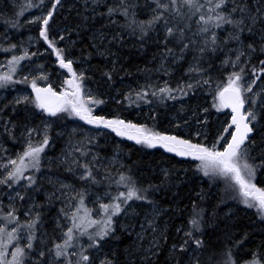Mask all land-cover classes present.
<instances>
[{
    "label": "snow or ice",
    "instance_id": "6c2138e0",
    "mask_svg": "<svg viewBox=\"0 0 264 264\" xmlns=\"http://www.w3.org/2000/svg\"><path fill=\"white\" fill-rule=\"evenodd\" d=\"M64 7L65 0L36 4L29 0L4 20L18 28L25 8H38L40 15L26 22L37 26V42L42 40L51 49L63 71L58 73L62 79L57 87L43 64L33 68L22 63L41 55L39 51L16 43L0 48L10 53L7 71L0 73V89L17 84L31 88L30 94L0 104V135L14 143L22 137L24 144L15 158L0 165V191L10 202L6 209L0 206V264H158L165 247L164 264H264V241L245 252L248 233L237 237L234 225L227 223L234 214L219 211L233 201L253 210L264 224V187L257 184L258 175L264 173V0H83L75 27L63 25L54 34L53 24ZM101 8L104 11H98ZM97 18L103 23L93 32L90 47L104 61L97 67L98 80L88 74L91 66L77 67L86 61L83 54L76 57L70 52L74 42L60 46L66 34L84 27L91 30ZM125 36L133 37L141 48L150 43L156 48L152 67L137 66L143 83L137 78L135 87L117 93L129 107L148 105L152 127L119 113L109 116L96 111L106 104L105 93L98 90H110L121 72L131 75L120 64L119 48L113 51L114 44L123 47ZM92 55L89 52L87 58ZM87 80L95 81L97 92L86 90ZM200 93L211 97L210 107L217 112L230 110L210 140L202 131L210 108L200 104L190 108L186 103V98L190 101ZM176 104L174 119L183 123L169 121L174 130L158 129L157 109ZM189 108L200 125L194 133L193 121L187 118ZM6 109L15 116L4 119ZM53 117L75 118L142 147L163 149L171 157L182 158L185 171L193 169L206 179L207 189L201 187L196 199L189 197L186 222L175 228V236L168 230V221L161 225L160 220L172 211L171 205L164 207V198L174 203L179 196L173 191L179 188L177 171L161 168L154 179L142 180L137 175L139 162L121 159L120 144L114 145L112 155H102L89 147L92 137L73 142L82 126L73 128L61 157H48L45 149L51 143L49 118ZM36 119L40 123L32 126ZM54 169L69 173L72 181L55 176ZM41 179L50 187L45 188ZM41 191L44 200L37 201L35 193ZM17 200L22 202L19 206ZM87 201L98 207L89 208ZM54 202L61 207L49 234L43 228L45 209ZM179 211L183 216L185 209Z\"/></svg>",
    "mask_w": 264,
    "mask_h": 264
},
{
    "label": "rangeland",
    "instance_id": "374dc122",
    "mask_svg": "<svg viewBox=\"0 0 264 264\" xmlns=\"http://www.w3.org/2000/svg\"><path fill=\"white\" fill-rule=\"evenodd\" d=\"M8 2H9L8 5L13 9L12 11H14V9L19 11L20 6L21 5H27L29 0H8ZM31 2L36 4V3H38V0H31ZM45 2L47 3V0H45ZM141 2H143V1H141ZM68 4H67L68 10H72V9L77 10V8L79 6L81 7L83 5V0H78V1L77 0H70ZM98 11H104V9L101 8ZM11 14H13V13H11ZM34 15H40V10L38 8H25L24 15H23L24 24L25 25H33V24L27 23L26 21L30 20ZM4 16H5L4 14H0V38H1L0 39V48H5L4 44L6 42L12 41L13 43H16L18 46H21L22 48H28L29 51H31V52L39 51L41 53V55L33 57L32 61L26 60V61H23L22 63L30 65L33 68H35V66L37 64H43L45 71H47L49 73V80L51 82H53L54 84H56V86L58 87V80L62 79V78L58 77V73L63 71V70H60L58 68V65L55 64V57H54V55H51V49H47V50L40 49L38 42L36 40V37H34L30 33H27V34L24 33L22 36L14 37L10 31L11 27H9L8 25H6L4 23V20L6 18ZM141 18H145V17L141 16ZM96 20L101 21L99 18H97ZM101 22L103 23V21H101ZM33 26L35 28H37L36 25H33ZM71 32H70V34L65 35L64 41L60 42L61 47H63L66 44H69L70 42H73L70 39ZM92 34H93V32H92ZM5 35L7 36V39L4 38ZM110 38L111 37L109 36V39ZM90 43L92 44V35H91V42ZM122 43H123V47H125V46L126 47H132L133 37L125 36ZM117 48H119V50H120L122 47L114 44L113 45V51H116ZM69 50L74 56L77 57V53L79 52V49L77 46L74 45V46L70 47ZM5 54L8 55V53H5L4 51H0V73L7 71V59L10 58V54H9V56H6ZM95 56H96V58L101 60V63L98 65H100L102 67L104 65V61L102 60V58L99 55L95 54ZM51 57H52V62L49 63V67H47V62L50 61ZM33 61H34V63H33ZM149 63L150 64H148L147 66L152 67L153 66L152 63L151 62H149ZM89 66H91V67L89 68ZM77 67L89 68L88 74L91 76V75H95L98 66L93 64V63H88V61H86L83 64H78ZM141 68H143V67H141ZM133 72L136 73V75L140 74V73H137L136 70ZM153 75L155 77L157 74H153ZM137 78H139L140 83H143V76L142 75H141V78L135 76L129 81H125L123 83L119 82L116 87L111 88L110 90H106L104 92L105 95L102 98L106 100V104L108 105V110H105L101 105L102 108H100L99 111H97V114H104V115L111 116V115H115V114L119 113L121 116L127 117V118L133 120L134 122L146 123L147 121H151V119L148 118V112H149V106L148 105L141 103L139 107H136L135 105L129 107L127 102L122 100V96L117 95L118 92H121V93L127 92L129 85H132L133 87H135ZM163 79H167V77H163ZM39 83L43 84L44 82L40 81ZM85 84H86V90L88 88H91V86L88 85L86 82H85ZM18 85H19L18 89L16 86H10L9 87V88H11V93L8 92L9 88L8 89H0V104H7L8 101L12 100L15 96H17L21 93H23V94H30L31 93V88L29 85H27V84H18ZM93 92H94V90H93ZM117 100H121V103L118 104ZM174 103L175 102L169 101V105H172ZM186 103L188 105H190V108L195 107L197 104H200L201 106L210 108L211 115L207 121V127L202 129L204 134L209 137V140L216 134V130L219 127L220 123L227 118L226 113H230V111L228 109H224L220 112H217L215 109H212L210 107L211 97L210 96L206 97V95L204 93H200L196 96H193L190 101H187V98H186ZM106 104H104V105H106ZM178 108H179V104H176L175 108H171V107L166 108L167 111L165 112L166 114H165V117L162 121L163 126L161 127V130H170V131L174 130L171 127V125L169 124V121H172V124H175L177 122H179L181 124L183 123L182 121H177L174 119V117L177 115L176 109H178ZM190 108H189V111L187 114V118H189L190 120L193 121L192 122V131L194 133L197 128H200V125H198L194 122V118L191 116ZM7 110L10 114L12 113L10 109H6V112H7ZM179 115L184 116L185 113H179ZM204 115H206V114L201 113V116H204ZM4 119H7V117H5ZM49 119L52 121V129L50 131V135H51L52 139H51L50 146L45 149V152L47 153L48 157H53V158L61 157L62 151L66 150L69 135L72 133L73 128H76L77 126H82L83 131H79L74 136L73 142H75V140L82 139L86 136L92 137V144L89 145V147H92L94 151H99L102 155H104V154L112 155L114 145L120 144V146H121L123 144V142L121 141V140H123V138L117 137L115 135V133H112L108 129L96 128V127L91 126V125H85V124H83L82 121H79L75 118H67L70 120H68L69 122H66V123H63V121H61V122L58 121L59 127H56L55 123L57 121L54 119V117L49 118ZM39 123H40V120L36 119V122L33 123L32 126L39 124ZM184 131L187 132L188 129L184 128ZM60 132H63L64 135L63 136L58 135V133H60ZM0 133H3L2 126H0ZM16 135L19 137L20 132L17 131ZM34 139H39V137H35V134H34ZM193 139H197V137H195V135H193ZM200 139L203 140V137H200ZM124 141H126L127 144H130V141H128V140L125 139ZM204 142H208V141H204ZM23 147H24V144H23V138L22 137L19 139V141L14 143L12 140H9L6 136L0 135V165L5 164L9 158H15L16 154L23 150ZM5 149H7V151H5ZM119 154H120L121 159H123L125 162L129 158L128 154H126V153L124 155H122L119 152ZM44 163H45V165H47V160H45ZM161 168H170V167H167L164 164H157V166L154 168H151V167L147 168L148 180L154 179V173H159V170ZM174 170L178 172L180 182H182L185 179V175H186L188 170L187 171L177 170L175 168H174ZM43 171L46 172L47 167H45L43 169ZM53 174L55 176H60L61 178L66 177L68 182L72 181V177L69 173H66L63 171L56 172L54 169ZM196 176H198V174H196ZM259 176L264 181V173L259 174ZM40 183L45 188L50 187L47 184V181L44 179H41ZM175 189L176 188H174L173 191H175ZM103 193H104V191L99 192V194L101 196H103ZM169 196H171V193H169ZM35 197H36L37 201H43L44 200V193L42 191L35 193ZM92 199H95V196H93ZM182 200H183V198L178 196L176 198V201L173 203L169 200L168 197L164 198V201H166V203H164V207L168 208L169 205H171L172 211L169 213L168 216H164L160 220V223H161V225H164V223L166 221H168V223H169L168 230L172 236H175V228L179 227L181 224L180 222L176 221L175 214L179 211V209H182V208L185 209V206H187L188 209H190V207H191V205H189V204L182 205L181 204ZM0 201H2V205H0V206H2L4 209H6L10 202H9L8 196L5 194V191H0ZM21 203L22 202L19 200L16 201L17 206H19ZM228 205L232 209H234V208L235 209H242L243 208V210L245 212H247L248 214L254 215L253 210L246 209L242 204L231 201V202H229ZM87 206L89 208H93L94 210H95V208L98 207V205L94 206L90 201H87ZM60 207H61V204L59 202H54L53 205H51L50 207H47L45 209V223L43 225V228L47 229L49 234H51L52 229L55 226V218L57 216V213H58V210ZM21 219H23L22 216H21ZM171 242L172 241L169 240L168 244L170 245ZM124 243H127V237H125ZM123 246H124V244L122 245L121 248H123ZM166 255H167V247H165L164 252H162L161 255L159 256L158 264H164V259H165Z\"/></svg>",
    "mask_w": 264,
    "mask_h": 264
},
{
    "label": "trees",
    "instance_id": "16d2710c",
    "mask_svg": "<svg viewBox=\"0 0 264 264\" xmlns=\"http://www.w3.org/2000/svg\"><path fill=\"white\" fill-rule=\"evenodd\" d=\"M70 0H65V7L60 10L62 15H59L57 17L56 22L53 24V33L57 32L60 30V28L63 25H68L70 28H74L75 24L78 21V18L76 16V12L80 10L82 7H78L77 10H68V3ZM78 1V0H77ZM143 1V0H141ZM8 0H0V14H4V17H13L14 13L17 12V10L13 9L8 5ZM68 4V5H67ZM13 13V14H11ZM67 17V19H65ZM21 21V26L18 28H11V33L13 34L14 37L17 36H22L24 33H30L34 37H38V31L37 28H35L33 25H25L23 21V16L20 17ZM102 22L95 20L94 21V26L89 30L87 27L81 28L79 33L77 31H72L70 35V39L74 42V45L78 47L79 52L77 53V57H81L83 54L85 61H88V63H93L97 66H100L98 64L101 63V60L96 58L95 56V50L90 47L91 45V35L92 32H94L96 29L101 28ZM1 39V38H0ZM9 43H13L12 41L6 42L4 44V47L6 48ZM38 45L40 49L47 50V45L43 43V41H39ZM89 52H92L93 55L91 56L90 59L87 58V55ZM156 52V48L154 45L151 43L146 47V48H141L139 45L138 41H135L133 38V44L132 47H122L119 52V58H120V64L128 71H130L131 75H125L123 72L117 75L116 77V83L112 87H116L119 82H121V77H123V82L131 80L133 77L137 76L141 78V74L134 73L137 69V66L145 67V65L150 64L152 60V55ZM10 53H8L9 56ZM52 62V57L50 58V61L47 62V67H49V63ZM149 67V66H148ZM95 77L98 80L100 78L99 76V71H96ZM19 78V76L17 77ZM86 83L91 86V88L94 90V92H97V86L94 80H87ZM17 89L19 88V85H15ZM22 86V85H21ZM99 92H105L106 90L101 88L98 90ZM8 92L11 93V88L8 89ZM169 104V102H167ZM21 109L23 106H18ZM102 107L105 110H108V105H102ZM101 105L98 106L96 111H99L100 108H102ZM157 111L160 113L158 116V123L156 124V127L161 130V127L163 126V119L165 117V112L167 111L166 108L163 106L159 107ZM8 116H5L7 118L15 116L14 113H9L7 110ZM20 117H23L25 113L23 111H20L19 113ZM4 117V118H5ZM57 122L55 123L56 127L58 126V121L63 123L69 122L68 120L70 119H64V120H57L54 118ZM36 120H34L33 123H35ZM153 121H147L146 124L149 127L153 126ZM121 140L123 144L120 146L119 152L124 155L125 153L128 154V159L126 160V163L132 164L133 162H139V168L140 171L137 172V175L139 176L140 179L142 180H148L147 175H148V170L147 168H154L157 166V164H164L167 167L170 168H175L177 170H185L187 167L186 164L182 163V158L180 157H171V154L164 153L163 149H149L146 147H142L141 145L135 144L134 141H130V144H127L126 141ZM127 140V139H126ZM129 141V140H128ZM167 157H171V159H167ZM202 180V181H201ZM257 184L259 187H264V181L260 178L258 175L257 178ZM201 187L207 189L208 187V182L206 179H203L200 174L196 176L194 174L193 169H188L185 179L179 183V188L175 189V191L179 192V196L183 198L181 204H189V197L192 199H196L195 193L200 191ZM99 192L104 191L103 188L98 189ZM187 202V203H186ZM231 202V201H229ZM233 202V201H232ZM166 203V201H164ZM210 203H215V200L211 201ZM168 204V203H167ZM229 204V203H228ZM183 209V208H182ZM219 211L221 213H227L231 212L233 213V219L230 222L234 225V230L236 233V236L239 237L243 233L247 232L248 233V239L244 242V251H250L253 250L259 245L262 241H264V224L259 222L255 215L248 214L242 209H232L229 207V205H221ZM188 215V207L187 209L185 208L184 215H180V211H178L175 216H176V221L183 223L186 222V217ZM254 218H253V217ZM123 243L120 244V247H122Z\"/></svg>",
    "mask_w": 264,
    "mask_h": 264
}]
</instances>
